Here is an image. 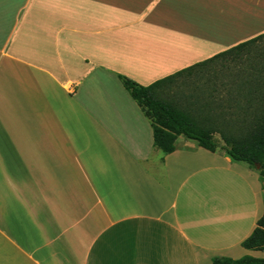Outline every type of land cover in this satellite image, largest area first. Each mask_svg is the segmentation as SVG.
I'll use <instances>...</instances> for the list:
<instances>
[{
	"label": "crops",
	"instance_id": "obj_1",
	"mask_svg": "<svg viewBox=\"0 0 264 264\" xmlns=\"http://www.w3.org/2000/svg\"><path fill=\"white\" fill-rule=\"evenodd\" d=\"M261 35L264 0H0V264L264 257L242 245L259 172L183 135L156 149L120 79L148 86Z\"/></svg>",
	"mask_w": 264,
	"mask_h": 264
},
{
	"label": "trees",
	"instance_id": "obj_2",
	"mask_svg": "<svg viewBox=\"0 0 264 264\" xmlns=\"http://www.w3.org/2000/svg\"><path fill=\"white\" fill-rule=\"evenodd\" d=\"M258 42V43H257ZM258 44V47H252ZM251 48V49H250ZM264 35L239 44L205 61L144 86L120 75L124 86L150 119L154 145L163 153L176 150V139L183 135L210 151L222 149L233 162L241 163L264 177ZM256 56L254 59L252 56ZM248 59L236 74L209 76L208 82L194 88L184 102L161 97L169 84L183 74ZM183 100V99H182ZM219 135V137H217ZM242 245L264 251V213ZM213 264H264V257L218 256Z\"/></svg>",
	"mask_w": 264,
	"mask_h": 264
},
{
	"label": "rangeland",
	"instance_id": "obj_3",
	"mask_svg": "<svg viewBox=\"0 0 264 264\" xmlns=\"http://www.w3.org/2000/svg\"><path fill=\"white\" fill-rule=\"evenodd\" d=\"M251 56L253 59L256 57L253 55ZM261 60L264 62V54H258V63H260ZM246 62H248V59L243 58V60H234L226 65L219 63L211 68L208 67L196 71L191 75L183 74V76L176 78L177 80H175L172 84H169V87L161 94V97L174 102L179 101L182 103V101L184 102L185 97L194 91L195 87L200 84H206L209 81V76L212 75L214 77L216 75L215 77H224L230 72L236 74L237 70L241 69L240 67H242ZM217 137H219V135H217Z\"/></svg>",
	"mask_w": 264,
	"mask_h": 264
}]
</instances>
